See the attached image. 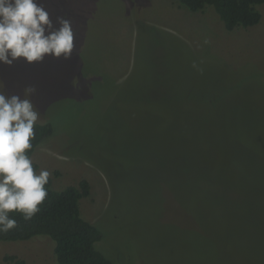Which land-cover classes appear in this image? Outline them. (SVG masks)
<instances>
[{
  "label": "rangeland",
  "instance_id": "rangeland-1",
  "mask_svg": "<svg viewBox=\"0 0 264 264\" xmlns=\"http://www.w3.org/2000/svg\"><path fill=\"white\" fill-rule=\"evenodd\" d=\"M36 2L71 22L75 46L0 63L2 91L35 89L52 135L33 162L56 190L88 180L80 212L108 263L264 264V4L228 31L177 0ZM52 248L0 242V264H53Z\"/></svg>",
  "mask_w": 264,
  "mask_h": 264
},
{
  "label": "clouds",
  "instance_id": "clouds-1",
  "mask_svg": "<svg viewBox=\"0 0 264 264\" xmlns=\"http://www.w3.org/2000/svg\"><path fill=\"white\" fill-rule=\"evenodd\" d=\"M57 24L36 0H0V63L11 65L18 58L40 62L46 55L68 59L75 34L68 19L58 17ZM2 89L0 83V234H6L18 224L10 214L31 221L41 211L51 172L35 171L29 155L41 117L29 98L35 89H24L23 98Z\"/></svg>",
  "mask_w": 264,
  "mask_h": 264
},
{
  "label": "trees",
  "instance_id": "trees-1",
  "mask_svg": "<svg viewBox=\"0 0 264 264\" xmlns=\"http://www.w3.org/2000/svg\"><path fill=\"white\" fill-rule=\"evenodd\" d=\"M180 6L193 12H199L211 6L218 14L226 30L236 27L247 28L261 19L259 6L264 0H177ZM50 122L35 125V138L32 141L34 153L36 147L52 135ZM35 171L39 166L33 162ZM53 179L49 177L46 185L48 196L41 205V211L31 221H24L18 214L12 213L18 224L6 234H0V242L28 241L48 237L53 242V264H109L107 258L95 248L102 239V232L80 212V200L90 194L87 179H81L76 185H67L54 189ZM38 237V238H37ZM5 261L13 264H27L15 255H6Z\"/></svg>",
  "mask_w": 264,
  "mask_h": 264
}]
</instances>
